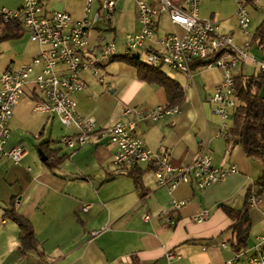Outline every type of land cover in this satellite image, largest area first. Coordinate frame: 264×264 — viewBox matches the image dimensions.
Wrapping results in <instances>:
<instances>
[{
    "label": "crops",
    "instance_id": "obj_1",
    "mask_svg": "<svg viewBox=\"0 0 264 264\" xmlns=\"http://www.w3.org/2000/svg\"><path fill=\"white\" fill-rule=\"evenodd\" d=\"M100 1L93 0L86 13L85 0H38L46 12H66L74 21H91ZM114 1L111 21L99 19L90 25L85 57L99 59L107 40H112L121 57L124 35L139 32L134 1L130 17L124 11L126 0ZM20 5V0H0V9L14 10ZM163 19L167 22L160 19L159 34L164 33ZM4 23L8 24L0 25V75L30 64L42 49L29 41L20 22ZM120 28L123 35L119 37ZM225 34L239 46L247 41L237 43L233 34ZM249 54L264 58V51L254 47ZM116 58L99 63L100 72L106 74L103 80L82 70L85 88L73 95L77 114L83 119L93 118L100 128L128 120L123 116L125 109L147 111L167 105L161 87L140 80L134 67ZM193 67L191 77L173 70L168 75L183 88L184 103L161 120L138 122L133 137L151 151L168 152L174 166L189 165L203 149L214 166L236 167V173L202 191L193 185H180L169 194L156 187L152 169L144 165L135 168L141 173L139 188L112 165L115 147L102 142L78 150L64 147L60 139L68 132L56 117L32 112L33 99L38 97L32 84H27L8 122L10 136L5 146L10 149L21 144L26 155L19 166L5 158L0 160V264H250L256 238L264 233V190L254 207L245 205V196L261 176L262 167L257 160L247 158L240 146H232L219 136L223 124L233 125L232 114L222 119L207 101L221 83L220 72L201 65ZM39 71L40 66H35L30 79ZM258 72L247 60L235 74L251 77ZM40 147L48 156L47 164L40 161ZM172 200L184 204L174 210ZM11 201L33 228L35 250H19V230L3 216ZM85 206L89 208L84 210ZM226 208L246 210L242 229L247 230V237L238 258L237 230L231 229L233 220ZM203 210L209 212V219L193 221ZM145 213L150 216L147 221L141 219ZM101 229L91 238V232ZM167 251L180 255V259L167 263Z\"/></svg>",
    "mask_w": 264,
    "mask_h": 264
},
{
    "label": "built area",
    "instance_id": "obj_2",
    "mask_svg": "<svg viewBox=\"0 0 264 264\" xmlns=\"http://www.w3.org/2000/svg\"><path fill=\"white\" fill-rule=\"evenodd\" d=\"M133 1L140 30L135 34L124 35L121 57H138L147 66L166 67L188 77H191L194 65L217 69L221 74V83L207 101L212 105L215 115L224 120L229 119L238 106L234 86L236 71L247 60L257 66L259 71H264V58L259 59L249 54L251 37L243 46H239L231 35L219 33L216 23L198 16L200 0ZM234 1L237 4V26L244 36H248L251 18L247 3ZM20 2L18 9L1 8L0 16L4 22H20L22 29L28 34L29 41L38 44L42 49L30 64H23L14 70L7 69L0 75V160L5 158L13 165L19 166L26 155V150L21 144L10 149H5V146L10 136L8 122L24 96L27 84H32L33 93L38 97L33 99L32 112L58 119L68 132L60 139L64 147L78 150L87 144L101 142L114 146L112 165L116 170L127 171L141 165L148 166L152 169L156 187L164 188L169 194L180 185H193L197 190H206L237 172L234 165L225 168L214 166L211 156L203 149L189 165L174 166L168 152L151 151L133 137L138 122L161 120L175 113L177 107H157L147 111L125 109L123 116L128 120L102 128L97 126L93 118L83 119L77 114L73 95L85 88L80 78L81 71L89 70L94 77L103 80L106 74L100 72L99 63L119 57L113 42L102 45L99 59L85 57L90 25L99 19L111 21L114 0H101L91 21L87 18L74 21L68 13L62 11L48 13L38 0ZM92 2L93 0H85L86 13L90 11ZM161 18H166L170 32L159 34ZM35 66H40V71L31 80ZM231 128L223 124L219 136L230 140ZM258 202L259 198L254 196L248 199V205L251 207L256 206ZM183 204L184 202L171 201L174 210L180 209ZM88 208L89 206H85L83 209ZM149 218L147 213L141 216L143 221ZM166 219L169 225L173 224L168 216ZM208 219L207 210L193 217V221L198 223ZM102 231L103 229L91 232V238ZM241 253H237L236 258ZM164 258L170 263L179 260L180 255L167 251ZM249 263L264 264V233L256 238L254 253Z\"/></svg>",
    "mask_w": 264,
    "mask_h": 264
},
{
    "label": "trees",
    "instance_id": "obj_3",
    "mask_svg": "<svg viewBox=\"0 0 264 264\" xmlns=\"http://www.w3.org/2000/svg\"><path fill=\"white\" fill-rule=\"evenodd\" d=\"M1 24L5 25L8 23H4L2 18H0ZM17 24L19 26L20 23ZM251 47L261 52L264 51V19L256 28L251 38ZM116 59L134 67L140 80L161 87L166 96L167 109L180 107L184 103L185 95L183 88L178 82L165 74L161 67L147 66L138 57H117ZM263 83L264 71H259L251 77H244L238 73L234 78L235 97L238 101V106L232 113V138L228 141L232 146H240L247 158L257 160L262 167L261 176L247 191L245 196L246 206L251 196L259 198L264 190V99L259 98V91ZM42 145H45V143ZM40 149L43 156L47 158L45 162L47 164L48 156L44 148L40 147ZM120 172L125 173L140 188L141 173L139 170L130 169ZM225 211L233 220L231 229L235 232L237 230L235 249L237 252H241L244 249L247 237V230L245 228H243L244 230L242 229L246 210L234 211L226 208ZM3 216L5 219L13 222L19 230V250L23 253L35 250L37 248V240L33 228L28 220L15 211L14 201H11L4 210Z\"/></svg>",
    "mask_w": 264,
    "mask_h": 264
},
{
    "label": "rangeland",
    "instance_id": "obj_4",
    "mask_svg": "<svg viewBox=\"0 0 264 264\" xmlns=\"http://www.w3.org/2000/svg\"><path fill=\"white\" fill-rule=\"evenodd\" d=\"M247 3V10L251 18V24L248 29L250 35L244 36L243 33L237 26V21L235 19V13L237 10V4L234 0H203L199 3L198 16L201 19L209 20L211 19L214 23L218 25L219 33H231L237 43H241L244 40H249L251 36L255 33L256 28L264 19V2L262 0H241ZM253 1H258V3H253ZM134 3L131 0H126L124 2V11L127 16L130 17L134 13ZM103 25L107 23L99 22ZM162 32H170L171 28L168 23L163 19L161 23ZM118 36H122V29H118ZM122 34V35H121ZM108 42L112 40H107ZM163 72L170 75L172 71L166 67L162 68Z\"/></svg>",
    "mask_w": 264,
    "mask_h": 264
},
{
    "label": "water",
    "instance_id": "obj_5",
    "mask_svg": "<svg viewBox=\"0 0 264 264\" xmlns=\"http://www.w3.org/2000/svg\"><path fill=\"white\" fill-rule=\"evenodd\" d=\"M259 98L260 99H264V83H263V85H262V87H261V89L259 91ZM38 154L40 156V161L41 162H45L46 161V157L43 156L42 152L41 151H38Z\"/></svg>",
    "mask_w": 264,
    "mask_h": 264
}]
</instances>
